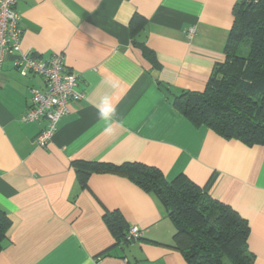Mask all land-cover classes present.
<instances>
[{
	"label": "crops",
	"instance_id": "0c3cea01",
	"mask_svg": "<svg viewBox=\"0 0 264 264\" xmlns=\"http://www.w3.org/2000/svg\"><path fill=\"white\" fill-rule=\"evenodd\" d=\"M238 0H19L21 53L66 57L84 94L70 103L45 148V120L24 123L31 89L9 54L0 72V211L11 225L0 264H188L175 249V225L154 194L125 176L93 173L84 186L75 161L160 169L185 176L250 226L253 264H264V146L226 140L195 126L175 106L182 91H203L225 47ZM135 16L141 27L131 23ZM195 36L188 38V30ZM110 97L113 132L98 108ZM144 238L112 233L108 214ZM127 241V242H126Z\"/></svg>",
	"mask_w": 264,
	"mask_h": 264
},
{
	"label": "trees",
	"instance_id": "16d2710c",
	"mask_svg": "<svg viewBox=\"0 0 264 264\" xmlns=\"http://www.w3.org/2000/svg\"><path fill=\"white\" fill-rule=\"evenodd\" d=\"M233 16L225 62L215 67L203 91H182L174 104L197 127L206 126L226 140L250 147L264 146V0H238ZM141 21L133 18L132 34ZM243 44L249 47L246 57L238 54ZM74 167L84 186L93 173H114L154 194L170 213L176 228L174 248L188 264L254 263L247 220L185 176L170 182L160 169L141 163L75 161ZM107 223L114 235L127 238V233L122 235L127 226L122 217L108 214ZM10 225L0 211V253Z\"/></svg>",
	"mask_w": 264,
	"mask_h": 264
},
{
	"label": "built area",
	"instance_id": "2783aa9c",
	"mask_svg": "<svg viewBox=\"0 0 264 264\" xmlns=\"http://www.w3.org/2000/svg\"><path fill=\"white\" fill-rule=\"evenodd\" d=\"M18 1L0 0V72L6 57L19 53L15 60L17 70L23 76L31 73L43 79L44 89H31L30 104L22 116V121L26 124L42 120L47 122L45 129L35 139L38 147L45 148L53 139L59 121L70 112V103L82 100L84 94L76 90L78 77L68 69L64 54L55 53L44 60L21 53V17L16 10ZM187 34L192 39L195 29L190 28ZM144 235L145 232L140 227L132 226L126 239L140 241Z\"/></svg>",
	"mask_w": 264,
	"mask_h": 264
},
{
	"label": "clouds",
	"instance_id": "9594fccd",
	"mask_svg": "<svg viewBox=\"0 0 264 264\" xmlns=\"http://www.w3.org/2000/svg\"><path fill=\"white\" fill-rule=\"evenodd\" d=\"M99 117L101 120L105 121L106 126L104 128V133L111 134L113 132L112 124L114 123L113 117L116 114L115 107L111 103V99L108 96L103 98L101 106L98 108Z\"/></svg>",
	"mask_w": 264,
	"mask_h": 264
},
{
	"label": "rangeland",
	"instance_id": "374dc122",
	"mask_svg": "<svg viewBox=\"0 0 264 264\" xmlns=\"http://www.w3.org/2000/svg\"><path fill=\"white\" fill-rule=\"evenodd\" d=\"M240 47H241L240 49H243V50L242 51L239 50L238 54L240 56L246 57L248 55V53H249V47L246 44H243Z\"/></svg>",
	"mask_w": 264,
	"mask_h": 264
}]
</instances>
